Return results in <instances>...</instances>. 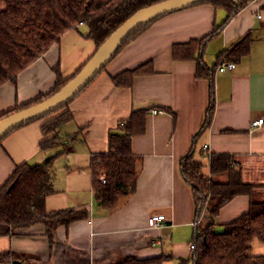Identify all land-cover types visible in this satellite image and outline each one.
Segmentation results:
<instances>
[{"label": "crops", "instance_id": "crops-1", "mask_svg": "<svg viewBox=\"0 0 264 264\" xmlns=\"http://www.w3.org/2000/svg\"><path fill=\"white\" fill-rule=\"evenodd\" d=\"M227 11L202 2L167 13L127 42L103 70L67 106L73 118L49 135L41 131L49 116L16 128L0 143V187L21 163H40L61 152L55 160L54 192L47 195L48 211L85 209L86 217L59 225L52 238L44 223L11 228L0 223V252L32 255L33 261L6 260L0 264H116L126 256L163 259L178 264L193 254L196 232L195 203L184 179L181 158L190 150L209 104V81L196 76L197 61L173 56L177 43L200 39L214 30ZM80 24L68 29L58 42L21 71L16 82L0 89V115L48 94L56 83V68L65 78L75 74L95 53L97 45ZM251 31L250 52L236 67L214 73L213 118L196 139L194 157L210 174L209 154H236L247 181L264 184V124L252 121L264 115V0H250L207 40L203 59L208 65L218 54ZM214 44L210 52L209 46ZM209 49V50H208ZM151 63L153 71L137 75L131 86H117L112 76ZM150 109L146 130L132 137L138 178L132 193L121 196L115 207L95 197L91 160L107 153L109 133L119 129L135 109ZM152 108L164 112L153 114ZM58 135L61 143L41 149L40 142ZM206 145V147H205ZM257 193L264 195L262 187ZM250 196L239 194L221 207L216 229L249 208ZM166 215L160 228L148 226L150 215ZM251 254L264 255V240L251 241ZM188 264H192L189 262Z\"/></svg>", "mask_w": 264, "mask_h": 264}, {"label": "trees", "instance_id": "trees-1", "mask_svg": "<svg viewBox=\"0 0 264 264\" xmlns=\"http://www.w3.org/2000/svg\"><path fill=\"white\" fill-rule=\"evenodd\" d=\"M160 1L162 0H0V89L7 82H16L19 73L47 51L53 43L58 42L68 29L85 24L88 27L86 35L95 41L98 49L138 9ZM249 1H204L224 8L227 11L224 21L200 39H192L173 46L174 58L196 60V76L208 79L210 85L209 104L204 121L194 136L190 150L180 161L182 175L193 191L197 224L193 237L195 244L193 254L187 259L182 258L178 264L189 262L192 264H264L263 254H251V241L254 238L264 240V195L257 193V188L264 189V184H256L244 179L243 168L236 154L210 153V174L204 173V163L194 157L196 139L210 125L213 118L214 73L218 65L223 61H236L247 55L254 38L251 31L246 32L233 46L223 49L218 54L217 61L211 66L203 59L206 42L221 32ZM152 22L134 31L123 42L120 49ZM82 67L68 78H65L57 67L56 83L48 94H40L33 101L17 105L14 109L0 115V119L55 94ZM152 71V64L147 62L117 73L112 76V80L117 86H131L137 75ZM67 106L68 104L46 115L49 118L41 126L44 135L56 132L61 125L73 118ZM149 111L148 108L133 110L127 118L123 119L119 129L110 131L108 152L92 157L91 169L95 197L105 207H115L121 196L132 193L136 188L137 156L133 152L132 137L145 132ZM60 143L61 139L56 134L44 138L39 146L41 149H48ZM59 154L61 152L40 163L24 162L15 167L0 187V223L11 228L44 223L47 234L52 238L59 225L87 216L88 212L85 209L48 211L46 208L47 195L55 191L52 169ZM102 173L106 176L105 183L100 179ZM239 194L250 196L248 210L223 224L222 229L217 230L216 218L221 207ZM14 259L33 261L34 257L12 250L0 252V262ZM162 259V257L139 259L135 256H126L116 264H159Z\"/></svg>", "mask_w": 264, "mask_h": 264}, {"label": "water", "instance_id": "water-1", "mask_svg": "<svg viewBox=\"0 0 264 264\" xmlns=\"http://www.w3.org/2000/svg\"><path fill=\"white\" fill-rule=\"evenodd\" d=\"M204 1L208 0H162L138 9L101 44L82 69L59 91L40 102L2 117L0 119V142L7 134L23 124L43 118L69 104L103 70L123 42L139 27L167 13Z\"/></svg>", "mask_w": 264, "mask_h": 264}, {"label": "built area", "instance_id": "built-area-1", "mask_svg": "<svg viewBox=\"0 0 264 264\" xmlns=\"http://www.w3.org/2000/svg\"><path fill=\"white\" fill-rule=\"evenodd\" d=\"M236 67V62L234 61H223L218 65L217 70L218 71H225L228 69H233ZM164 112V109L162 108H152L151 113L153 114H158ZM264 124V115L256 118L255 120L252 121V126H261ZM206 147V145H205ZM100 179L103 183L106 182V176L104 173L100 175ZM166 219V215L163 213L159 214H153L150 215L148 218V226L151 228H160L164 225V220ZM195 248V244H191V249Z\"/></svg>", "mask_w": 264, "mask_h": 264}, {"label": "rangeland", "instance_id": "rangeland-1", "mask_svg": "<svg viewBox=\"0 0 264 264\" xmlns=\"http://www.w3.org/2000/svg\"><path fill=\"white\" fill-rule=\"evenodd\" d=\"M211 47V48H210ZM209 48H210V52H207L206 53V56L207 55H210V53H211V50L213 51L214 50V44L213 43H211V46H209ZM209 50V49H208ZM220 230V229H219Z\"/></svg>", "mask_w": 264, "mask_h": 264}]
</instances>
